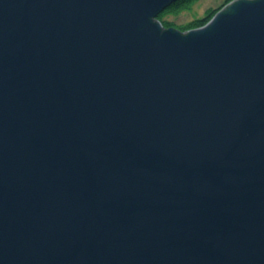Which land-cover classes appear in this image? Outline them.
I'll list each match as a JSON object with an SVG mask.
<instances>
[{
    "label": "water",
    "instance_id": "1",
    "mask_svg": "<svg viewBox=\"0 0 264 264\" xmlns=\"http://www.w3.org/2000/svg\"><path fill=\"white\" fill-rule=\"evenodd\" d=\"M0 0V264H264V0Z\"/></svg>",
    "mask_w": 264,
    "mask_h": 264
},
{
    "label": "rangeland",
    "instance_id": "2",
    "mask_svg": "<svg viewBox=\"0 0 264 264\" xmlns=\"http://www.w3.org/2000/svg\"><path fill=\"white\" fill-rule=\"evenodd\" d=\"M228 4V0H197L188 9H184L177 14H167L164 20L179 27L186 26L195 20L206 19L210 11L221 10Z\"/></svg>",
    "mask_w": 264,
    "mask_h": 264
},
{
    "label": "trees",
    "instance_id": "3",
    "mask_svg": "<svg viewBox=\"0 0 264 264\" xmlns=\"http://www.w3.org/2000/svg\"><path fill=\"white\" fill-rule=\"evenodd\" d=\"M195 1L196 0H181L177 3H175L174 5H172L168 9H166L163 13H161L158 16V20L163 24L164 28L168 29L170 27H175V28H178L179 30H181L182 32H187L188 30L204 26L219 10H215V11L212 10L209 12L210 14L206 19L195 20L186 26H180L179 27V26L174 25L173 23H170V22L164 20V17L167 14H177L184 9H188ZM231 1H233V0H228V2H231Z\"/></svg>",
    "mask_w": 264,
    "mask_h": 264
},
{
    "label": "bare ground",
    "instance_id": "4",
    "mask_svg": "<svg viewBox=\"0 0 264 264\" xmlns=\"http://www.w3.org/2000/svg\"><path fill=\"white\" fill-rule=\"evenodd\" d=\"M196 1H197V0H196ZM231 2H232V1H231ZM229 3H230V2H229ZM219 11H220V10H219ZM208 22H209V21H208ZM208 22H207V23H208ZM162 25H163V24H162ZM201 27H202V26H201ZM174 28H175V27H174ZM168 29H169V28H168ZM175 29H178V28H175ZM178 30H179V29H178ZM179 31H181V30H179ZM181 32H182V31H181Z\"/></svg>",
    "mask_w": 264,
    "mask_h": 264
}]
</instances>
